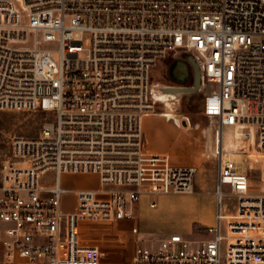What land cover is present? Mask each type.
<instances>
[{"label": "built area", "instance_id": "1", "mask_svg": "<svg viewBox=\"0 0 264 264\" xmlns=\"http://www.w3.org/2000/svg\"><path fill=\"white\" fill-rule=\"evenodd\" d=\"M179 53L200 63L202 89L216 86L203 106L215 139L232 128L264 154V0H0V110L54 113L39 136L13 138L1 167L4 264H108L86 227L127 224L137 238L133 204L145 194L194 192L197 169L149 153L142 128L161 102L151 69ZM216 155L210 237L136 239L129 264H264V192L217 143ZM48 170L53 187L41 184ZM66 173L100 185L75 190L72 210Z\"/></svg>", "mask_w": 264, "mask_h": 264}, {"label": "rangeland", "instance_id": "2", "mask_svg": "<svg viewBox=\"0 0 264 264\" xmlns=\"http://www.w3.org/2000/svg\"><path fill=\"white\" fill-rule=\"evenodd\" d=\"M178 61V57L172 55L160 60L151 69V80L160 85H169V67ZM215 88L214 85H207L198 93L182 94L172 99L170 104L164 101L158 102L155 109L156 112H162L164 116L180 125H183L180 120L187 121L186 127L188 126L187 132L189 133L187 155L189 157L199 156L201 162L197 164V183L212 186L214 200L210 194L196 191V188L193 193L145 194L141 201L133 204L140 227L137 238L131 234L127 224H92L91 227H86L82 231L83 239L90 245L98 246L101 252L105 253V260L108 264H129L136 246V239L143 245L153 246L158 243L159 239L179 233L196 245L210 237L206 228L216 222L215 190L220 159L216 155V140L213 136L211 137L218 123L204 114L203 106L205 94ZM49 121L54 122V113L39 110H0V174L3 162L11 154L13 138L16 136L37 137ZM223 138L227 156L236 160L247 172L251 190L264 192V154L256 146L240 138L235 129L226 128ZM178 162L184 161L178 159ZM55 178V172L48 170L43 173L41 184L53 187ZM61 184L68 190L62 197L65 210L74 209L75 190L100 187L98 178L91 174H62ZM224 192L226 194L224 203L231 207L236 199L229 196L227 186L224 187ZM152 201L157 202L155 208L150 207ZM222 233H227L224 221L222 222Z\"/></svg>", "mask_w": 264, "mask_h": 264}, {"label": "crops", "instance_id": "3", "mask_svg": "<svg viewBox=\"0 0 264 264\" xmlns=\"http://www.w3.org/2000/svg\"><path fill=\"white\" fill-rule=\"evenodd\" d=\"M182 122V120H180ZM142 128L146 137V150L151 154L168 155L171 161L180 166H193L197 169V164L201 162L199 156L189 157V133L188 126L180 125L176 121L164 116L162 112H153L146 115L142 120ZM215 138V130L211 137ZM178 159L184 162H178ZM194 182V191H204L210 194L214 200L213 187L203 186ZM2 234L0 233V240ZM0 264H4L3 249L0 243Z\"/></svg>", "mask_w": 264, "mask_h": 264}, {"label": "water", "instance_id": "4", "mask_svg": "<svg viewBox=\"0 0 264 264\" xmlns=\"http://www.w3.org/2000/svg\"><path fill=\"white\" fill-rule=\"evenodd\" d=\"M178 58H185V61L179 60L169 67V77L176 85H160L154 87L156 93H168L170 95L180 96L182 94H194L202 90V69L200 63L192 55L179 53ZM191 76L193 77L191 83ZM181 117L183 115L179 114ZM183 125H187L186 120H182Z\"/></svg>", "mask_w": 264, "mask_h": 264}, {"label": "bare ground", "instance_id": "5", "mask_svg": "<svg viewBox=\"0 0 264 264\" xmlns=\"http://www.w3.org/2000/svg\"><path fill=\"white\" fill-rule=\"evenodd\" d=\"M154 93H155L156 98H158V100H161V102L164 101V102H166V104H170V101L172 99H176L178 97L175 95H170L168 93H156V92H154ZM215 140H216L217 146L219 148V151L225 150V148L223 146L221 135L219 136V138H216Z\"/></svg>", "mask_w": 264, "mask_h": 264}, {"label": "flooded vegetation", "instance_id": "6", "mask_svg": "<svg viewBox=\"0 0 264 264\" xmlns=\"http://www.w3.org/2000/svg\"><path fill=\"white\" fill-rule=\"evenodd\" d=\"M178 59L181 60V61H183V60L185 61V58H178ZM192 80H193V77L191 76V83H192ZM168 82H169V83H168L169 85H174V84H176V83L173 82L171 79L168 80Z\"/></svg>", "mask_w": 264, "mask_h": 264}]
</instances>
